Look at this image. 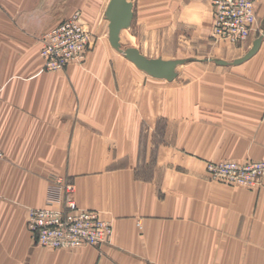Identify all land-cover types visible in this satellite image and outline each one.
Returning a JSON list of instances; mask_svg holds the SVG:
<instances>
[{"label": "crops", "instance_id": "0c3cea01", "mask_svg": "<svg viewBox=\"0 0 264 264\" xmlns=\"http://www.w3.org/2000/svg\"><path fill=\"white\" fill-rule=\"evenodd\" d=\"M61 1L72 0H0L2 15L17 16L13 36L0 34V264H264V177L247 189L192 174L205 159H264V41L250 59L215 66V75L241 83L182 97V124L197 115V125L208 118L237 127L244 134L222 145L247 153L167 146L165 159L176 164L165 173L176 175L163 189L157 177L137 175L142 122L126 96L136 92L126 87L132 64L103 44L105 52H88L81 65L42 68L37 37L51 23L46 8ZM39 5L41 15L18 12ZM58 176L74 182L78 206L112 222L109 245L57 250L33 243L26 208L45 206L49 180Z\"/></svg>", "mask_w": 264, "mask_h": 264}, {"label": "rangeland", "instance_id": "374dc122", "mask_svg": "<svg viewBox=\"0 0 264 264\" xmlns=\"http://www.w3.org/2000/svg\"><path fill=\"white\" fill-rule=\"evenodd\" d=\"M74 1H68L67 3L61 1V5L55 9L52 5L48 6L50 8H46L48 12L51 11V16L49 17H51L50 22L52 24H47V28L38 35L37 40L40 48V39L44 33L66 20L73 12L78 11L81 15V22L89 34V46L85 51V56L92 50L105 52L107 49L123 56L122 51L133 47L138 49L148 59L159 58L162 60L183 61L182 64L177 66V76L172 81L153 78L138 70L131 62L129 63L133 66L131 64L128 65H131L130 67L134 70L126 68L127 91H129L130 87L133 88L136 85V92L132 90V92L127 93V102L136 104V118L141 119L142 122L141 136L139 138V145L137 146L139 156L138 176L147 180L157 177L159 188L166 189L171 186L172 181L168 180L176 174L167 175L165 170L167 167L172 168L176 163L172 164L165 159L164 154L167 146L174 148V151L181 149L178 146H183L185 148L182 149L186 152L191 151V149L194 151L199 149L200 152H210L213 154L215 151L228 152L233 155L247 153V151H244L245 149L228 151L222 145V143L229 144L235 133H243L237 127L214 126L211 124V121H208V118L204 120L206 122L205 125H197V115H193V118L192 115L191 117L186 116L185 119L191 118V120L186 119V122L182 124L184 117L183 110L186 108L182 97H197L199 95L197 93L198 88L205 89L224 84L241 83L237 79H234L232 82L229 79H225L224 75H215V61L223 60L232 63L234 60L243 57L250 50L254 40L261 38V43L264 41V0L257 1L253 30L249 38L240 44H233L213 36V0H129L133 4V19L130 27L120 32L121 52L114 50L108 42V20L104 12L109 0H77L76 3ZM44 8L45 6L43 5H39L38 8L31 7L24 10L22 7L18 12L19 14H31L32 12V14L41 15ZM68 8L70 10L68 13H65ZM37 10L40 12L37 13ZM2 11L0 9V34L3 33V36H13L12 31L16 29L14 25H16L17 16H14L15 20L10 16L7 18L5 15H2ZM48 18L44 20L48 21ZM55 18L60 20L56 21ZM53 19L54 21L52 22ZM103 44H106L105 51ZM262 52L260 51L259 53ZM85 56L81 63H72L70 65H81L85 60ZM39 58L43 68L40 53ZM137 85L142 86L140 93L138 92ZM131 114L133 117V105ZM210 118L213 119L211 116ZM0 153L1 160L3 159V153L1 151ZM159 153V165L156 170V156ZM222 163H235L246 166L247 171L245 175L248 176V180L232 182L213 178L209 173V167ZM263 163L264 159L253 158L205 159L203 165L201 167L197 166L194 170L195 172L192 174L196 176L202 173L209 181L227 186L257 189L260 187L264 177V173L257 172L259 165ZM173 183L178 184L175 181ZM74 192L75 185L69 177H54L49 180L46 205L34 208H47L48 202L52 201V203H56L54 207L60 209L64 208L65 203L71 200L78 209L96 211L102 220L109 222L111 229L110 239L96 246L83 245L81 247L100 249L104 245H109L113 237L112 222L104 218L101 211L97 209L78 206L74 198ZM28 208H26L27 212ZM26 228L28 230L27 219ZM30 237L35 245L42 248L54 249L38 245L33 240L31 234ZM63 249L77 248H61L57 250Z\"/></svg>", "mask_w": 264, "mask_h": 264}, {"label": "built area", "instance_id": "2783aa9c", "mask_svg": "<svg viewBox=\"0 0 264 264\" xmlns=\"http://www.w3.org/2000/svg\"><path fill=\"white\" fill-rule=\"evenodd\" d=\"M258 0H213V36L233 44L249 38L255 23V6ZM40 57L43 68L58 71L72 63H81L89 46V34L81 22L78 11L49 29L40 39ZM1 157V153H0ZM246 166L222 163L209 167L210 175L218 180L240 182L248 180ZM264 173V163L258 167ZM29 207L27 227L33 240L40 246L61 249L96 246L108 241L110 224L101 219L96 211L75 207L69 200L64 208Z\"/></svg>", "mask_w": 264, "mask_h": 264}, {"label": "water", "instance_id": "95a60500", "mask_svg": "<svg viewBox=\"0 0 264 264\" xmlns=\"http://www.w3.org/2000/svg\"><path fill=\"white\" fill-rule=\"evenodd\" d=\"M104 15L108 20V42L109 45L121 52L120 32L130 27L133 19V4L129 0H109ZM261 38L253 41L250 50L232 64L237 65L250 59L260 48ZM123 56L131 62L138 70L156 78L172 81L177 76L176 68L182 64L181 60L148 59L138 49L129 47L122 51ZM216 65L226 66L229 63L216 60Z\"/></svg>", "mask_w": 264, "mask_h": 264}]
</instances>
